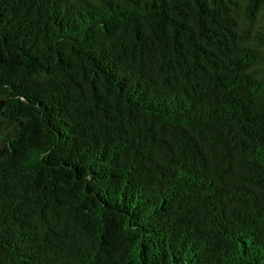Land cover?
Masks as SVG:
<instances>
[{
  "label": "trees",
  "instance_id": "obj_1",
  "mask_svg": "<svg viewBox=\"0 0 264 264\" xmlns=\"http://www.w3.org/2000/svg\"><path fill=\"white\" fill-rule=\"evenodd\" d=\"M0 264H264V0H0Z\"/></svg>",
  "mask_w": 264,
  "mask_h": 264
}]
</instances>
